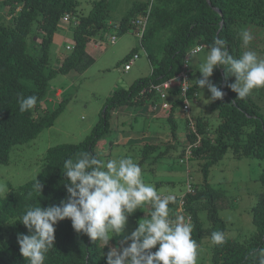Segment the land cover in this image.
Segmentation results:
<instances>
[{
	"label": "trees",
	"instance_id": "trees-1",
	"mask_svg": "<svg viewBox=\"0 0 264 264\" xmlns=\"http://www.w3.org/2000/svg\"><path fill=\"white\" fill-rule=\"evenodd\" d=\"M0 5L8 8L5 14L10 16L6 22L0 20V164H4L14 144L32 140L53 124L62 102L50 111L40 109L48 81L56 73L64 74L73 69L84 57L89 40L107 28L109 0H92L86 15L78 11L77 0H0ZM147 9V22L138 38L147 53L150 73L135 79L127 88L113 89L105 97L98 120L88 134L78 142L48 146L38 174L19 186H9L0 197V264H27L17 242L18 234H28L20 217L28 207L59 205L67 199L64 161L74 159L81 152L97 155L95 146L113 129L110 121L115 108L158 103L155 87L183 70L186 56L195 46L210 48L216 39H222L226 41L228 52L239 58L244 52L241 32L248 26L264 28V0H145L133 2L119 20L120 33L133 26L132 20ZM65 13L76 17L73 43L60 64L48 69V49L60 26V17ZM161 32L165 40L161 50L155 52L151 38ZM133 53L125 55L124 61ZM189 77L190 71L188 82ZM210 78L211 83L225 93L222 99L211 103L216 109L217 125L212 127L199 115L194 118L181 115L185 116L187 144L178 154L184 157L188 149L187 160L202 161L199 163L202 184L198 187L187 179L186 185L190 184L193 192H183L182 213L193 225L192 239L197 245L204 237L211 240L214 231L225 234L224 244L212 243L210 264H253L254 257L250 254L264 244V166L259 176L262 189L251 207L254 231L242 241L226 235L227 223L218 215V209L226 205V197L221 190L209 185L207 176L209 167L228 149L234 157L264 161V114L250 95L240 99L226 87L222 66L215 68ZM232 82L234 77L229 76L227 83ZM195 88V83L190 84L185 94L188 99L196 96ZM167 91L165 99L170 101L171 107L163 113L170 136L174 138L177 135L175 110L181 106L182 99L175 89ZM31 95L37 97L35 108L20 112L19 98ZM159 141L153 137L141 142L143 157L158 149ZM35 178L43 185L40 193L33 189ZM174 196L176 202L169 204L171 218L178 214L179 207V195ZM151 210L145 205L130 217L149 215ZM200 211L205 212V220L200 218ZM54 237V248L47 254L45 264H106L109 246L104 247L100 241L93 242L86 235L76 233L69 219L57 222ZM114 239L109 243L113 244Z\"/></svg>",
	"mask_w": 264,
	"mask_h": 264
},
{
	"label": "rangeland",
	"instance_id": "rangeland-1",
	"mask_svg": "<svg viewBox=\"0 0 264 264\" xmlns=\"http://www.w3.org/2000/svg\"><path fill=\"white\" fill-rule=\"evenodd\" d=\"M77 1L78 11L86 15L92 0ZM143 1L145 0H109L107 28L89 40L84 57L73 69L64 74L56 73L50 78L42 101L47 98L53 100V103L45 101L46 110L49 111L60 102L62 107L49 128L42 130L32 140L11 147L8 162L0 164V197L5 195L9 186H19L38 174L41 159L48 146L78 142L88 134L98 120L105 97L113 89L127 88L135 79L150 73L151 65L145 49L139 44L137 30L131 26L120 33L118 28L119 20L133 2ZM7 9L6 6L0 5L1 21L9 20L5 14ZM66 21L69 29H57L50 43L48 69H55L59 60L69 52L65 47L72 46L76 17L69 14ZM246 29L253 39L247 46L243 45L244 51H255L259 59H264V28L248 26ZM167 30L164 29V32ZM162 33L151 38L155 52L161 50L165 40ZM113 35L115 39L110 42V37ZM209 50L210 48L202 47L199 52L191 56L188 65L190 84L199 79V67L205 61ZM130 52H135L138 56L130 69L123 71L122 66L127 60L124 61L125 55ZM55 56L59 59H55ZM209 81L211 82L210 77ZM58 89L60 94L55 96ZM195 89L196 96L189 99L192 101L189 115L192 118L199 115L209 125L215 127L218 119L216 109L211 105L213 100L209 101L211 93L207 88L202 90L196 86ZM250 97L256 103L257 109L264 114V88L254 89ZM179 108L180 106L177 107ZM149 110V103L115 108L110 121L112 131L100 139L95 146L98 157L105 161L132 157L142 169L143 181L154 185L161 196L182 194L187 179L191 184L199 187L202 184L199 163L202 161L195 158L187 160L178 154L187 144L184 136L185 116H179L184 114L179 110L175 113L177 135L171 138L166 117L160 114L158 118H150L152 112L150 113ZM141 112L146 114L143 115ZM153 137L159 138L161 146L143 157L141 142ZM263 166V160L245 156L234 157L228 149L217 163L209 167L207 176L209 185L221 190L226 197V205L218 209V215L227 223L226 235L229 238L242 241L254 231L251 207L256 202L257 193L262 189L259 176ZM147 216L148 214L129 217L123 233L115 237L113 244H108L109 248L120 245V242ZM199 216L205 220L204 211H200ZM211 247V240L204 237L198 244L197 264H210Z\"/></svg>",
	"mask_w": 264,
	"mask_h": 264
},
{
	"label": "clouds",
	"instance_id": "clouds-1",
	"mask_svg": "<svg viewBox=\"0 0 264 264\" xmlns=\"http://www.w3.org/2000/svg\"><path fill=\"white\" fill-rule=\"evenodd\" d=\"M241 37L244 46L253 39L246 30L241 32ZM192 55L186 56L185 64L189 65ZM219 66L225 69L226 87L240 99L254 89L264 88V59H259L252 50L236 58L228 52L225 40L216 39L199 67L201 78L195 80L196 86L211 93L209 101L225 95L209 81ZM229 76L235 78L234 82L227 83ZM18 103L20 112L31 111L37 97L21 96ZM63 175L67 199L59 205L28 207L19 219L28 230L27 235L17 236L19 252L27 264H45L47 254L54 248L58 221L69 219L76 233L86 235L93 242L100 241L105 247L113 237L123 233L128 218L145 205L151 207L150 214L120 245L109 248L106 264H197L198 245L192 239V223L183 215L170 217L169 204L175 203L176 197H162L154 185L146 184L140 165L132 157L105 161L90 152H81L74 159L64 161ZM42 187L35 178L33 189L40 193ZM211 241L222 245L225 234L214 231ZM153 248H156L154 252ZM250 255L254 257L253 264H264V248L255 249Z\"/></svg>",
	"mask_w": 264,
	"mask_h": 264
},
{
	"label": "built area",
	"instance_id": "built-area-1",
	"mask_svg": "<svg viewBox=\"0 0 264 264\" xmlns=\"http://www.w3.org/2000/svg\"><path fill=\"white\" fill-rule=\"evenodd\" d=\"M19 9V7L17 8ZM148 9L143 13L139 14L138 16H136L133 20H132V25L136 28L137 30V34L139 36H141L142 32H143V29L146 25V22H147V18H148ZM68 16L69 14L68 13H65L63 14L62 16V20L60 21H64V22H67L66 20L68 19ZM10 16H6V18L8 19ZM75 23V22H74ZM115 39V36H111L110 37V42H113ZM97 44H95L96 46ZM67 50H70L71 49V46H66L65 47ZM199 48L201 49V45H197L195 46L193 49L190 50V53H196V49ZM137 54L136 53H133L131 54L127 60L125 61V63L123 64L122 66V70L123 71H127L128 69H130V66L133 64L134 60L137 58ZM188 65L185 64L184 62V65H183V70L181 72H178L174 77L170 78L169 80L165 81L164 83L158 85L155 87V89L157 90L158 92V95H159V101L158 103H156L155 105H151L150 106V111L153 113V112H157V111H166V110H169L170 107H171V103L170 101H167L165 99V97L169 94L168 93V89H175L176 92V95L181 98V106H180V112L184 115H189V111H190V105H187L185 104V100H188L189 99L185 96L186 94V91L185 89H188L190 84L188 82V71L189 69H187ZM186 155L184 157H186L187 155L190 154V150L186 149L185 151ZM188 192H193V187L190 185V184H187L186 185V190H185V193H188ZM181 194L179 195L178 199V203H179V207H178V214L177 215H183L182 213V204H183V198H184V194ZM163 197V196H162ZM186 220H189V217H185ZM174 219V218H173ZM158 247V246H157ZM156 250V248H153L152 251L154 252Z\"/></svg>",
	"mask_w": 264,
	"mask_h": 264
},
{
	"label": "crops",
	"instance_id": "crops-1",
	"mask_svg": "<svg viewBox=\"0 0 264 264\" xmlns=\"http://www.w3.org/2000/svg\"><path fill=\"white\" fill-rule=\"evenodd\" d=\"M61 22V24H60V26L58 27V29H69V26L67 25V23L66 22H64V21H60ZM55 35V34H54ZM65 56V55H64ZM63 56V57H64ZM63 57H62V59H63ZM55 59H59V57H56L55 56ZM62 59H60L59 61L61 62V60ZM60 62H59V64H60ZM58 64V65H59ZM57 65V66H58ZM56 66V67H57ZM59 94H60V90L58 89V90H56V92H55V96H59ZM45 101H48V102H50V103H53V100H50L49 98H47ZM44 100L42 101V105L40 106V109H43V110H46V107H47V104H46V102H45ZM150 105V104H149ZM50 107H52V104H50ZM127 110V109H126ZM177 110H179V112H180V109H176L175 110V113L177 112ZM143 113V115H145L146 114V112H141V114ZM160 114H162L163 116H165V113H163V111L160 113V112H154V113H152L151 115H149V116H151L150 118H158L159 116H160ZM179 116H181V114L179 115Z\"/></svg>",
	"mask_w": 264,
	"mask_h": 264
}]
</instances>
